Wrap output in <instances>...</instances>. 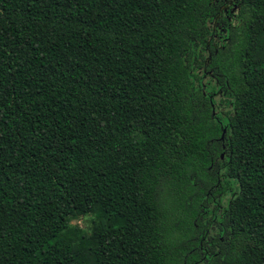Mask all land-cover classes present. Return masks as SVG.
<instances>
[{"label": "trees", "instance_id": "trees-1", "mask_svg": "<svg viewBox=\"0 0 264 264\" xmlns=\"http://www.w3.org/2000/svg\"><path fill=\"white\" fill-rule=\"evenodd\" d=\"M222 2L0 0V264H264V0Z\"/></svg>", "mask_w": 264, "mask_h": 264}, {"label": "flooded vegetation", "instance_id": "flooded-vegetation-1", "mask_svg": "<svg viewBox=\"0 0 264 264\" xmlns=\"http://www.w3.org/2000/svg\"><path fill=\"white\" fill-rule=\"evenodd\" d=\"M222 7L225 9V11L228 10V7L232 8V11H234V9H238V4L236 3V0H223L222 2ZM234 17H229V20H233ZM219 41L221 42V39H219ZM220 97L222 98V95L220 94ZM219 96H214V98L217 100L216 104H214V108H213V116H216V118H219V114L218 113H223L225 111L224 105L222 103H220V98ZM223 139V137H222ZM223 148H225V145H223ZM225 154V151L222 152L221 157L223 158Z\"/></svg>", "mask_w": 264, "mask_h": 264}, {"label": "rangeland", "instance_id": "rangeland-1", "mask_svg": "<svg viewBox=\"0 0 264 264\" xmlns=\"http://www.w3.org/2000/svg\"><path fill=\"white\" fill-rule=\"evenodd\" d=\"M97 219L96 215L94 214H88L85 216H80L77 218H73L70 222L74 226H79L80 228H83L86 232L90 233L92 230V227L94 226V220Z\"/></svg>", "mask_w": 264, "mask_h": 264}]
</instances>
